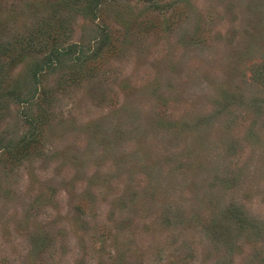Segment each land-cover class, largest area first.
<instances>
[{
	"label": "rangeland",
	"instance_id": "rangeland-1",
	"mask_svg": "<svg viewBox=\"0 0 264 264\" xmlns=\"http://www.w3.org/2000/svg\"><path fill=\"white\" fill-rule=\"evenodd\" d=\"M0 264H264V0H0Z\"/></svg>",
	"mask_w": 264,
	"mask_h": 264
}]
</instances>
